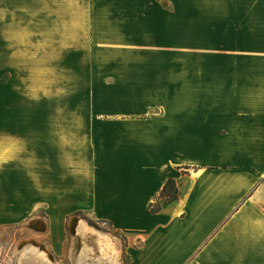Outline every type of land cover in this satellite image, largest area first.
<instances>
[{
  "label": "crops",
  "instance_id": "1",
  "mask_svg": "<svg viewBox=\"0 0 264 264\" xmlns=\"http://www.w3.org/2000/svg\"><path fill=\"white\" fill-rule=\"evenodd\" d=\"M25 57L132 63L131 77L237 79L221 80V101L213 85L197 86L191 101L150 102L142 116L134 104L130 116L47 119L46 198L109 222L130 264H257L264 0H0V60ZM231 82L253 86L254 100H228ZM168 178L178 198L149 212Z\"/></svg>",
  "mask_w": 264,
  "mask_h": 264
},
{
  "label": "rangeland",
  "instance_id": "2",
  "mask_svg": "<svg viewBox=\"0 0 264 264\" xmlns=\"http://www.w3.org/2000/svg\"><path fill=\"white\" fill-rule=\"evenodd\" d=\"M131 66L132 63L126 62H47L29 57L0 60V262L3 264H18L25 247L30 250L21 264L131 263L124 249L125 238L114 232L109 222L97 219L91 209L73 210L67 205L48 204L47 119L68 118L79 112L86 118L130 116L134 104L139 105L137 113L142 116L150 102L191 101L194 96L191 89L197 86L213 85V101H221L220 94H216L222 87L221 80H237L131 77L126 74ZM234 82L228 88V100L236 97L254 100L253 86L235 87ZM164 87L169 93L163 92ZM73 107L76 109L71 110ZM151 112L158 113L159 107ZM257 189L264 213V173ZM56 215H61L60 223L54 222ZM99 237L109 238L115 251L102 252ZM38 249L48 251L51 263L35 256ZM55 251L56 258L52 255ZM257 264H264V253L257 254Z\"/></svg>",
  "mask_w": 264,
  "mask_h": 264
},
{
  "label": "trees",
  "instance_id": "3",
  "mask_svg": "<svg viewBox=\"0 0 264 264\" xmlns=\"http://www.w3.org/2000/svg\"><path fill=\"white\" fill-rule=\"evenodd\" d=\"M178 196L179 188L176 181L173 178H168L155 200L149 204L148 211L152 213L157 212L164 204L176 200Z\"/></svg>",
  "mask_w": 264,
  "mask_h": 264
},
{
  "label": "bare ground",
  "instance_id": "4",
  "mask_svg": "<svg viewBox=\"0 0 264 264\" xmlns=\"http://www.w3.org/2000/svg\"><path fill=\"white\" fill-rule=\"evenodd\" d=\"M82 222H84L83 220H81V224H83ZM98 241V247L101 249L102 252H105L106 254H108L109 252H114L115 248L112 246V243L110 242V239L107 237H99L97 239ZM37 248V247H36ZM29 248L25 247L24 250L21 253V256L18 259V264H21L22 258L25 257V255H27V252H29ZM34 254H36L35 256L40 257L41 259L44 258V260H47L49 263H51L50 258L48 257V251L46 249L42 250V249H38V251H35ZM116 254V252L114 253ZM33 255V253H32ZM31 258V257H30ZM33 260L35 261L36 258Z\"/></svg>",
  "mask_w": 264,
  "mask_h": 264
},
{
  "label": "built area",
  "instance_id": "5",
  "mask_svg": "<svg viewBox=\"0 0 264 264\" xmlns=\"http://www.w3.org/2000/svg\"><path fill=\"white\" fill-rule=\"evenodd\" d=\"M0 264H3V262H0Z\"/></svg>",
  "mask_w": 264,
  "mask_h": 264
}]
</instances>
